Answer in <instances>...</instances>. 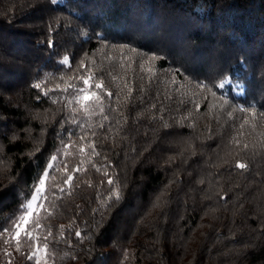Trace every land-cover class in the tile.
<instances>
[{
  "label": "trees",
  "instance_id": "trees-1",
  "mask_svg": "<svg viewBox=\"0 0 264 264\" xmlns=\"http://www.w3.org/2000/svg\"><path fill=\"white\" fill-rule=\"evenodd\" d=\"M262 133L264 0H0V264H264Z\"/></svg>",
  "mask_w": 264,
  "mask_h": 264
},
{
  "label": "snow or ice",
  "instance_id": "snow-or-ice-1",
  "mask_svg": "<svg viewBox=\"0 0 264 264\" xmlns=\"http://www.w3.org/2000/svg\"><path fill=\"white\" fill-rule=\"evenodd\" d=\"M54 2V0H53ZM99 35V34H98ZM53 46V42L49 41V47ZM150 59L154 60L156 59L155 56L150 57ZM64 63L67 64L68 63V58L65 57L64 59ZM175 82V81H173ZM83 83L85 85H89V79H84ZM226 81H222L219 84L214 85L217 88H223L225 85ZM35 88L40 89L41 88V84L37 83L34 85ZM95 87L97 89H101L103 87L102 84L97 83L95 85ZM196 87L199 89H203L206 91L211 92V88L208 86V84L200 82L196 84ZM129 93L131 92V89H128ZM213 95H215V93H212ZM107 95L111 96V93H107ZM95 99L96 103L102 104V100L101 98L97 95L96 92H85V94L82 96V101L83 102H88L90 100ZM55 102V101H54ZM78 103H81L82 107H85V105L80 101L77 100ZM225 103H227V101H225ZM198 107V106H197ZM103 110V109H101ZM107 118V117H105ZM167 126V125H165ZM261 135H264V133H262ZM16 137L14 136L13 139H15ZM237 143H239L237 141ZM248 144H244V148H248ZM261 147H264V144L260 145ZM65 147L67 148L68 146L65 145ZM89 147H92L94 149V145H89ZM81 151H84V148H81ZM95 154V152H94ZM53 161L56 160V157H52ZM237 168L243 169L246 167V165L242 162H240L239 160L236 162L235 165ZM49 168L53 167V165L50 163L48 165ZM65 171H67V166H65ZM73 171H80V169H73ZM105 175H107V173H105ZM48 178V173L47 171H45L44 175L41 176L39 178L38 183L35 185L34 187V191L33 194L31 196V199L28 200V202L26 203V205H21V211H22V215L19 216V218L12 224V226L10 228H4L2 231H0V235H8V239L5 240V244L9 243L10 241H15L16 246H17V250H19V246H20V241L22 238H27L29 241H31L33 243V248H32V252L33 255L29 256V259H33L34 258V254L35 252H37L40 247V239L41 237L36 234V230L42 229V225L39 223V220L37 219L39 217V213L41 210H47L45 208V204H44V200L47 199V197L45 196V192H46V180ZM73 180V175L69 174L67 176V179H65L63 181L64 185H69L71 184ZM109 184H112L113 181L111 179L108 180ZM60 191H64V188H60ZM114 195H118V193H113ZM163 195V193L161 194ZM161 200V197H157V201L159 202ZM34 202H37L34 204ZM52 233L49 230L48 232V236L43 237V239L46 241L47 239H49L51 237ZM61 237L63 236V233L61 232ZM76 236L80 237L81 233L79 231L76 232ZM45 251L47 250V245L45 244L44 246ZM7 254V253H6Z\"/></svg>",
  "mask_w": 264,
  "mask_h": 264
},
{
  "label": "rangeland",
  "instance_id": "rangeland-1",
  "mask_svg": "<svg viewBox=\"0 0 264 264\" xmlns=\"http://www.w3.org/2000/svg\"><path fill=\"white\" fill-rule=\"evenodd\" d=\"M37 203V202H34V204Z\"/></svg>",
  "mask_w": 264,
  "mask_h": 264
}]
</instances>
